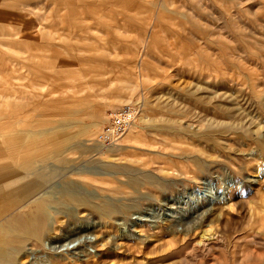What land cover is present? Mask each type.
<instances>
[{"label":"rangeland","instance_id":"rangeland-1","mask_svg":"<svg viewBox=\"0 0 264 264\" xmlns=\"http://www.w3.org/2000/svg\"><path fill=\"white\" fill-rule=\"evenodd\" d=\"M128 102L140 107L131 129L99 144ZM224 107L241 117L210 123ZM0 174L38 188L0 196V264L45 254L41 236L79 251L87 235L113 242L54 264H264V0H0ZM201 178L221 199L200 229L222 240L178 250L169 222L139 227L145 244L120 240Z\"/></svg>","mask_w":264,"mask_h":264},{"label":"bare ground","instance_id":"bare-ground-1","mask_svg":"<svg viewBox=\"0 0 264 264\" xmlns=\"http://www.w3.org/2000/svg\"><path fill=\"white\" fill-rule=\"evenodd\" d=\"M238 49L239 47H237L236 49H233V51L231 52L236 53ZM218 69L216 70L218 71ZM222 69L223 68H221V70ZM217 77L219 79L218 81L222 84V86L226 83L231 84L232 81H230V79L234 80V76L231 75V77H229L228 73H222L221 75ZM238 84H241L242 87H248L251 91V85L245 86L244 82L237 83L234 85H238ZM239 106H241L242 108V105H239ZM219 110H220L219 113L221 112L222 115L221 113L219 114L216 111V113L211 118H209V122L217 126H220V127H231L234 124V121H236L237 118L241 117V113H239L237 107H227V109L224 107V108H220ZM223 113L225 114V116H223L224 115ZM200 170H202L201 167H200ZM236 184L237 182L234 181L233 183L229 184L228 188H230L231 186L232 188L236 187ZM218 185L219 184L215 182V180L201 178L199 179L197 184H191L188 187H186L184 192L179 193V195L177 196V200L175 202V204L176 203L178 204L177 206L173 204V205L167 206V208L162 211L160 209L157 211L155 207L154 208L151 207L149 208V211L147 210L145 211V213H139V215L136 217H132L135 213H131L130 217L132 218H131V221L128 219V222L129 221L131 222L130 223L131 228H134V230H131L130 232H127L126 234L120 235L121 236L120 240L126 239L129 241H136L138 243L145 244L148 242L147 238H144L143 234L139 233L140 231L138 230L139 227H142L143 225H145V222H150V223L152 222L153 223L152 227H157L156 225H158L159 223L169 222L170 224L169 226H167V232L171 240L173 242L181 240L182 242L181 247L177 248L178 250L185 249L191 245L192 249L195 252L197 251L204 252V250L210 247L211 242L213 241L217 242L224 238L220 236L221 234H219V232H213L212 231L213 229L211 228L208 230L200 229L202 226V221L205 215L209 211V205L211 204L214 205L217 201L221 199V197L217 194L219 190ZM132 208H133L132 205H127V204H124L121 206V210L124 213V215H128ZM127 228H128L127 226L124 228L125 232L128 231ZM38 235H41V234L38 233ZM86 237H87L86 243L87 244L89 243V245L88 246L86 245V247H83L85 245L80 246L82 249H80L79 251H77V249L79 247L80 242L79 244H76L74 241L71 240L69 243L61 244V243H57L53 237H48V236L47 238L45 237L42 238V236L38 237L39 239L37 238V240L42 241V245L44 246V249H45V254H41L38 256L36 255L37 249L28 248L26 249L27 251L24 250L25 254L23 255L24 258H27V261L24 262V260L20 258L23 261L21 260L15 264H25V263L26 264H54V261L56 260V258H60L65 261L69 258L70 255L78 256L77 259H79L80 257H87L85 261H89L91 258L90 257L91 250L89 251L88 247L90 246V244L92 246L93 243L95 242L97 243V239H93L92 235H87ZM84 240H82V242ZM72 242L73 244H75V246L73 247H71V245H73ZM109 242H113V239L110 238L105 242L102 241L101 243L98 241L97 245L108 247L110 245ZM122 244L124 243L118 242L115 248H119L120 245ZM74 250H76V252H74Z\"/></svg>","mask_w":264,"mask_h":264},{"label":"built area","instance_id":"built-area-1","mask_svg":"<svg viewBox=\"0 0 264 264\" xmlns=\"http://www.w3.org/2000/svg\"><path fill=\"white\" fill-rule=\"evenodd\" d=\"M139 113L140 107L134 102L117 107L110 113L109 118L100 129L96 141L105 147L117 145L130 130Z\"/></svg>","mask_w":264,"mask_h":264},{"label":"crops","instance_id":"crops-1","mask_svg":"<svg viewBox=\"0 0 264 264\" xmlns=\"http://www.w3.org/2000/svg\"><path fill=\"white\" fill-rule=\"evenodd\" d=\"M24 178L23 177H10V178H6L4 174H0V193H1V197H5V198H9L12 197V200H14L16 194L20 191V196L22 198H26L28 199L29 197H31L32 195H34V193L38 190L37 187L32 186L31 184H27V185H22V186H18L16 187V183L20 180H22ZM18 190V191H16ZM29 190V191H28ZM28 204H25L24 207H27ZM31 210H25L24 213H19V214H23V215H28L27 218L24 217V220H31ZM10 222L12 224V230H15V222H16V216H12L10 218Z\"/></svg>","mask_w":264,"mask_h":264}]
</instances>
